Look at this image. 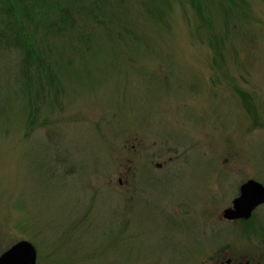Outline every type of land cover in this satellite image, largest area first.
I'll use <instances>...</instances> for the list:
<instances>
[{"label":"rangeland","instance_id":"rangeland-1","mask_svg":"<svg viewBox=\"0 0 264 264\" xmlns=\"http://www.w3.org/2000/svg\"><path fill=\"white\" fill-rule=\"evenodd\" d=\"M104 1L113 33L69 49L33 111L0 49V255L28 240L37 264H264V204L223 219L264 184V0Z\"/></svg>","mask_w":264,"mask_h":264},{"label":"trees","instance_id":"trees-1","mask_svg":"<svg viewBox=\"0 0 264 264\" xmlns=\"http://www.w3.org/2000/svg\"><path fill=\"white\" fill-rule=\"evenodd\" d=\"M106 4L109 1L0 0V49L19 53L18 81L32 111L63 90V69L75 62L66 56L78 55L69 49L92 52L101 25L113 33L118 15Z\"/></svg>","mask_w":264,"mask_h":264},{"label":"water","instance_id":"water-1","mask_svg":"<svg viewBox=\"0 0 264 264\" xmlns=\"http://www.w3.org/2000/svg\"><path fill=\"white\" fill-rule=\"evenodd\" d=\"M261 204H264V184L251 178L241 185L240 194L224 211V217L230 220L248 219ZM37 261V248L28 240L16 242L0 255V264H37Z\"/></svg>","mask_w":264,"mask_h":264},{"label":"flooded vegetation","instance_id":"flooded-vegetation-1","mask_svg":"<svg viewBox=\"0 0 264 264\" xmlns=\"http://www.w3.org/2000/svg\"><path fill=\"white\" fill-rule=\"evenodd\" d=\"M232 205H233V201H232V204L229 207H231ZM261 205H259L258 207H260ZM257 208L253 211L252 215L255 213V211L257 210ZM223 219H225L227 221H235V222H242V221H247L248 220V219H245V218H239V219H233V220L227 219V218L224 217V211H223ZM217 264H251V263L249 262V260H242L240 262L239 261L238 262H235L234 259H233V257H226L225 256L222 259H219V261H218Z\"/></svg>","mask_w":264,"mask_h":264}]
</instances>
